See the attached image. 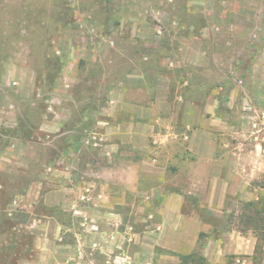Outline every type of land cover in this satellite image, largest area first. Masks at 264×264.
<instances>
[{
    "label": "rangeland",
    "instance_id": "rangeland-1",
    "mask_svg": "<svg viewBox=\"0 0 264 264\" xmlns=\"http://www.w3.org/2000/svg\"><path fill=\"white\" fill-rule=\"evenodd\" d=\"M156 99L146 148L115 138L127 103ZM116 145L162 179L124 173ZM201 145L215 153L198 168ZM170 193L210 227L202 244L219 237L212 264H264V240L228 251L256 237L244 204L264 197V0H0V264L65 251L70 264H179L154 244ZM108 195L121 216L98 238L87 213ZM52 217L65 227L49 239Z\"/></svg>",
    "mask_w": 264,
    "mask_h": 264
},
{
    "label": "crops",
    "instance_id": "crops-1",
    "mask_svg": "<svg viewBox=\"0 0 264 264\" xmlns=\"http://www.w3.org/2000/svg\"><path fill=\"white\" fill-rule=\"evenodd\" d=\"M166 105L167 102L165 100H161V103H159V100L157 99L156 102L153 103L152 108H148L135 103H127V107H126V109L128 110L126 112L127 118H125L123 122L121 121V123H118L119 129L115 131V138L119 140L121 139V142H134L133 143L134 149L143 150L148 146V144H146L148 141V136L152 134L153 131V125L147 124L146 122L143 121V119L149 118V121L158 120L159 117L157 116L158 114L157 111H161V109L166 108ZM197 135L199 134L198 133L196 134L195 131L192 133L191 137L194 140H196ZM185 136L186 138L189 137L188 134H186ZM169 137H170L169 133L161 134L160 140L161 142H164ZM194 151L199 153V158L197 163L198 168L202 163L204 164L208 162L210 163L214 159L215 151L211 145H209L208 147L202 145L197 147L195 146ZM113 152H116L114 154L115 156L117 154L125 156L124 157L125 164L123 165L125 168L124 173H126L128 169L135 168L136 174L137 176H139L138 179H162L160 177V172L166 170L164 166L163 167L158 166L156 160L149 159L145 156H141L136 161H132V159L128 157V155L132 154L130 146H128V150H121V148L116 145L113 147ZM219 179H223V178L220 177ZM227 189H228V182H226L225 185V193L222 195L220 199V203L222 205L225 204V196ZM258 198L260 197H257L254 200ZM106 199L108 202H110V204L107 205L109 209H106L104 211L96 210L87 213L89 216L93 217L92 220L96 221L95 223L93 222L91 224V228H95L93 229L94 231L91 232L98 238L105 237L108 231H112L113 233H115L116 225L114 221L118 219L120 220V216H121L120 213L112 209L114 205L118 202L117 197L114 195H108ZM182 205H183V197L181 195L170 193L164 196L163 206L158 210L162 215V221L157 224L156 232L154 235V244L162 248H167L176 251L178 253H189L197 246L199 233L201 231H209L210 229L208 228L210 227L204 225L202 220L197 217L182 218L181 217ZM49 222L52 228V234H50L49 236L50 239L51 236L58 235V233H60L63 227H65V225L63 222H60L59 220L53 217L49 220ZM86 223L87 222H85V224ZM228 237L229 235L227 236L226 234L221 236V238L224 239H227ZM217 238L213 237L212 239H209L208 241H205L202 244L201 247L202 253L208 258L209 261L212 259L211 257L213 256L214 250L216 249L214 246L215 243L214 245L212 244L213 242L218 241ZM220 242L219 244H216V247L219 246V248H224L225 245H221ZM237 243H238L237 245L230 244L229 248L231 249V251L230 250L228 251L233 253H240V252L250 253L253 252V250H256L258 246L257 236L252 237V239L246 238L245 242L244 240L242 241L238 240ZM96 244L97 242L93 243V245ZM67 246L70 248L71 245H67ZM213 246H214V250L210 251V249H212ZM101 247H104V245H101ZM80 249L81 246L79 245L78 246L79 252L81 251ZM65 253L66 254H63V256H61L60 259L56 257L54 260H52L51 264H57L58 262H60L61 264H70V261H68L69 258H71L70 254L68 253V251H65ZM225 264H228V262L226 261ZM240 264H245V263L242 262Z\"/></svg>",
    "mask_w": 264,
    "mask_h": 264
},
{
    "label": "trees",
    "instance_id": "trees-1",
    "mask_svg": "<svg viewBox=\"0 0 264 264\" xmlns=\"http://www.w3.org/2000/svg\"><path fill=\"white\" fill-rule=\"evenodd\" d=\"M244 206L249 212L245 213V223L256 234L258 239L257 245H259V241L264 240V197L247 201ZM205 236L207 235L204 231L199 233L198 244L191 252L175 253L179 258V264H212L201 250L202 241ZM228 264H231V262H228Z\"/></svg>",
    "mask_w": 264,
    "mask_h": 264
}]
</instances>
